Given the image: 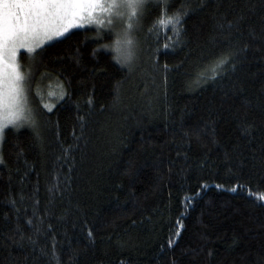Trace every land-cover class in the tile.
<instances>
[{"label":"trees","instance_id":"1","mask_svg":"<svg viewBox=\"0 0 264 264\" xmlns=\"http://www.w3.org/2000/svg\"><path fill=\"white\" fill-rule=\"evenodd\" d=\"M115 39L20 54L0 264H264V0H151L132 63Z\"/></svg>","mask_w":264,"mask_h":264},{"label":"snow or ice","instance_id":"2","mask_svg":"<svg viewBox=\"0 0 264 264\" xmlns=\"http://www.w3.org/2000/svg\"><path fill=\"white\" fill-rule=\"evenodd\" d=\"M140 4L141 0H119V2L111 0L107 4L101 0H12L11 4H7L6 0L5 6L25 11L23 16L19 11L7 14L0 12V63L3 62V54L6 51H11L13 60L18 48L34 51L35 49L29 46L30 42L38 43L41 33L51 39V33L47 31V24L50 21L70 20L83 14L91 22L92 14L97 9L109 15L114 9H128L130 10L129 19H131L136 16ZM116 15L121 13L117 12ZM29 17H31V23H29ZM95 22L101 23L98 19ZM159 23L170 24L172 20H161ZM64 27L66 30V25ZM128 27L131 28L132 24L129 23ZM56 33L63 35L60 29H56ZM120 43L117 40V53H121ZM126 43L131 45L132 40L128 39ZM22 79L16 68H13L8 75L0 73V132L9 125H15L21 118L23 109L20 108V97L23 94V88L20 82ZM232 190L235 191V189ZM259 199L264 200V195Z\"/></svg>","mask_w":264,"mask_h":264},{"label":"rangeland","instance_id":"3","mask_svg":"<svg viewBox=\"0 0 264 264\" xmlns=\"http://www.w3.org/2000/svg\"><path fill=\"white\" fill-rule=\"evenodd\" d=\"M151 0H141L140 7L137 9V14L135 17L129 19L130 10L128 9H114L112 14L109 15L99 9L93 12V19L91 22L87 18H85L82 15L78 17H74L66 20H61L59 22L57 21H50L47 24V31L51 33L52 38L49 39L47 36H44L42 33L38 37V43L37 42H30L31 47H33L35 50L37 48H40L41 46L50 43L54 40L60 39L64 36H66L69 32H71L74 29H81V28H87V27H93L97 29L100 33H111L116 39L111 45H106L104 48L107 50H110L113 52L119 59L122 60V62L132 63L134 58V42H135V31L138 26V19L139 14L141 13L142 5L146 2H150ZM6 0H0V12H3L5 14L9 12H17L19 11L20 15L23 16L24 9H16L12 7L5 6ZM101 2L107 4L110 3L111 0H101ZM119 2V0H118ZM12 0H7V4H11ZM119 12L121 15H116V13ZM100 20L101 23H96V20ZM29 23H31V17H29ZM129 23L132 24V27L129 28ZM66 25V30L65 26ZM56 29H60V31L63 32V35H57ZM130 39L132 40V44L128 45L126 41ZM117 40H119L121 53H117L116 47H117ZM34 51H27V48H18L15 57L13 60L11 51H6L3 54V62L0 63V73L3 75H8L12 72L13 68H16L19 72V74L23 77L22 81L20 82L21 87L23 88V94L20 97V108L23 109L21 113V118L16 122L15 125H9L8 127H20L24 125H28L32 122V115H33V108H32V99L30 98L28 91H27V73L23 70V65H21V58L20 54L26 52L28 56L33 55ZM126 53V54H122ZM39 96V95H38ZM45 101V102H44ZM44 106L47 105V108L53 105V95L50 96V99L43 100ZM6 127V128H8ZM3 129L2 132H0V149L1 144L3 140V133L5 129ZM1 161V158H0Z\"/></svg>","mask_w":264,"mask_h":264}]
</instances>
